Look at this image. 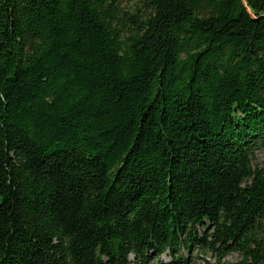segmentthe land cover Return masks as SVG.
<instances>
[{
  "label": "trees",
  "instance_id": "16d2710c",
  "mask_svg": "<svg viewBox=\"0 0 264 264\" xmlns=\"http://www.w3.org/2000/svg\"><path fill=\"white\" fill-rule=\"evenodd\" d=\"M259 149L264 0H0V264H264Z\"/></svg>",
  "mask_w": 264,
  "mask_h": 264
},
{
  "label": "rangeland",
  "instance_id": "374dc122",
  "mask_svg": "<svg viewBox=\"0 0 264 264\" xmlns=\"http://www.w3.org/2000/svg\"><path fill=\"white\" fill-rule=\"evenodd\" d=\"M254 163L259 167V168H264V151L263 150H257L255 152V157H254ZM196 253V252H193ZM240 259V256L237 252H232L228 254L223 260L229 261V262H235ZM170 258L168 257L167 254H161L158 258H155L153 261V264H161L165 262H169ZM193 264H216L215 258L211 257L209 254H199L195 259H193Z\"/></svg>",
  "mask_w": 264,
  "mask_h": 264
}]
</instances>
